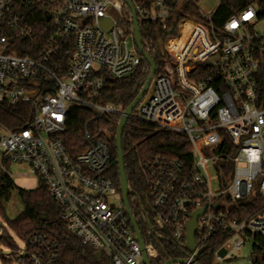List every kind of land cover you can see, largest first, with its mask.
<instances>
[{
    "label": "built area",
    "instance_id": "1",
    "mask_svg": "<svg viewBox=\"0 0 264 264\" xmlns=\"http://www.w3.org/2000/svg\"><path fill=\"white\" fill-rule=\"evenodd\" d=\"M131 1L139 24L173 26L177 35L163 43L169 75H155L130 119L183 134L192 149L190 162L158 155L142 165L150 233L176 255L162 264H264V9L249 6L219 29L213 17L222 0L211 13L203 0ZM35 5L43 6L53 33L34 48L36 32L27 21ZM192 6L200 20L181 17ZM125 7L123 0H0V107L33 109L17 130L0 124V167L21 165L28 168L24 176L36 175L68 232L101 253L100 262L146 264L122 196L106 176L107 142L93 141L86 126L89 147L72 158L61 141L73 105L92 110L95 119L124 113L99 99L109 81L131 77L141 64ZM63 49H71L65 69ZM117 195L115 206L110 200ZM200 211L189 249L187 224ZM10 232L0 220V249H10L0 251V264H58L56 240L36 232L20 237L18 248ZM144 244L148 262L161 264L153 241Z\"/></svg>",
    "mask_w": 264,
    "mask_h": 264
},
{
    "label": "trees",
    "instance_id": "2",
    "mask_svg": "<svg viewBox=\"0 0 264 264\" xmlns=\"http://www.w3.org/2000/svg\"><path fill=\"white\" fill-rule=\"evenodd\" d=\"M137 2V0H135ZM249 6H256L264 9V0H222L220 7L213 17V24L221 29L234 15L241 13ZM30 16L27 23L34 28L36 38L32 45L41 46L47 42L53 28L46 20L45 10L42 5H35L30 9ZM182 18L200 20L201 16L197 8L188 7L184 10ZM132 16L128 7H125L124 24L129 35H133ZM140 30L143 37L144 50L149 54L157 66L158 75H169L172 67L171 58L164 53L163 43L170 36H176L175 27L162 30L157 24L141 22ZM178 42H170L169 47L175 49ZM71 49H63L64 69ZM19 55L24 53L19 52ZM141 57V64L137 72L131 77L123 80H111L107 87L101 92L99 103L119 105L125 112L131 103L136 99L144 88L150 74L151 67ZM33 109L30 105L19 106L16 109L0 107V124L10 130H17L23 126V121L31 120ZM120 116H103L95 119L92 110L73 105L68 112L66 131L61 135L67 152L72 158L85 152L89 142L85 138V128L89 127L93 141L107 142L111 156V167L106 174L110 178L118 192H120L121 180L117 163L116 134L120 123ZM227 143H224L221 152H226ZM122 149L124 152L125 172L127 182L132 194L129 195V205L136 224L141 232L143 240L148 243L152 240L159 250V261H166L175 258L171 252L172 245L165 243L159 235L150 233L149 222L152 216L148 210L141 205L144 204L147 192V180L142 171V165L151 161L158 155L180 159L190 162L192 160V149L188 139L183 134L169 130L156 128L145 123L130 119L126 125ZM8 168V167H7ZM224 169L228 174L231 165H225ZM13 191H17L25 208L22 214L16 219L8 221L10 228L21 238H27L36 232H43L56 240L60 245V259L58 264H107L97 261L96 252L83 246L69 232L64 223L61 222L60 208L50 196L46 185L40 181L35 190H23L16 188L8 171L0 167V220L6 219L4 203L8 202ZM257 205L254 206V209ZM201 264H206L204 260Z\"/></svg>",
    "mask_w": 264,
    "mask_h": 264
},
{
    "label": "water",
    "instance_id": "3",
    "mask_svg": "<svg viewBox=\"0 0 264 264\" xmlns=\"http://www.w3.org/2000/svg\"><path fill=\"white\" fill-rule=\"evenodd\" d=\"M123 2L125 3V5L128 7V9L131 12L135 46H136L137 50L139 51V53L143 56L145 61L150 65L151 74H150L144 88L140 92V94L136 97V99L131 103V105L126 109V111L121 116V120H120V123L118 125L117 134H116L117 163H118V169H119L120 180H121L120 192H121L122 200L124 203V207H125V210H126L128 217H129V220H130V223H131L132 228L134 230V233H135V235H136V237H137V239H138V241L142 247L145 262H146V264H150L148 262V259L146 257V253H145L144 240H143L141 232H140V230L136 224V221L132 215V211H131V208L129 205V195L132 193V191L130 190V188L128 186V182H127V175L125 172L124 152L122 149V141H123V135H124L126 125H127L128 121L130 120V117H131L133 111L136 109V107L140 104L142 99L148 93L151 81L155 77V75L157 74V66H156L155 62L152 60V58L149 56V54L144 50L143 37L141 34V30H140V24L138 22L137 13H136V10H135V7H134L132 1L131 0H123ZM49 20H50V18H47V21H49ZM106 24H107L106 20L101 21V26L103 27V29L108 30V27H106ZM202 213H203V211L195 213L193 215L192 219L187 224V241H188V248L189 249H193V247H194V237H195L197 219ZM95 257H96V260L99 262L101 260V253H96ZM173 262H180V261H173Z\"/></svg>",
    "mask_w": 264,
    "mask_h": 264
},
{
    "label": "rangeland",
    "instance_id": "4",
    "mask_svg": "<svg viewBox=\"0 0 264 264\" xmlns=\"http://www.w3.org/2000/svg\"><path fill=\"white\" fill-rule=\"evenodd\" d=\"M219 0H203L201 3V7L204 12L211 13L217 9ZM216 62V60H213ZM148 98V95L142 100V103H145ZM137 108L134 110L136 112ZM3 133H0L2 135ZM8 174L13 180L16 188L23 190H35L40 185V180L36 175L24 176V174L28 173V168H24L21 165L11 164L8 167ZM121 202V196L117 195L110 200L111 204L118 206ZM4 208L6 212V219L2 220V223L5 227H9L8 221H12L16 219L20 214L24 211V204L21 201L17 191H13L11 197L8 202L4 203ZM11 236L15 242V245L18 248H23L24 244L21 238L15 234L14 232H10ZM3 255H9L10 249L6 247H1L0 249ZM246 253V250L245 252Z\"/></svg>",
    "mask_w": 264,
    "mask_h": 264
},
{
    "label": "flooded vegetation",
    "instance_id": "5",
    "mask_svg": "<svg viewBox=\"0 0 264 264\" xmlns=\"http://www.w3.org/2000/svg\"><path fill=\"white\" fill-rule=\"evenodd\" d=\"M132 194V193H131ZM140 203H141V205H143L144 206V204L140 201ZM145 208V207H144Z\"/></svg>",
    "mask_w": 264,
    "mask_h": 264
}]
</instances>
